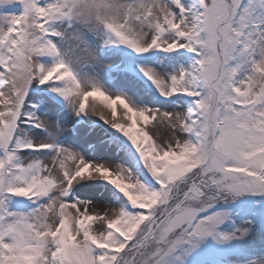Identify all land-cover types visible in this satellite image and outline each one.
I'll list each match as a JSON object with an SVG mask.
<instances>
[{"label":"snow or ice","instance_id":"obj_1","mask_svg":"<svg viewBox=\"0 0 264 264\" xmlns=\"http://www.w3.org/2000/svg\"><path fill=\"white\" fill-rule=\"evenodd\" d=\"M0 264H264V0H0Z\"/></svg>","mask_w":264,"mask_h":264},{"label":"rangeland","instance_id":"obj_2","mask_svg":"<svg viewBox=\"0 0 264 264\" xmlns=\"http://www.w3.org/2000/svg\"><path fill=\"white\" fill-rule=\"evenodd\" d=\"M11 8H7V9H0V11H11Z\"/></svg>","mask_w":264,"mask_h":264},{"label":"clouds","instance_id":"obj_3","mask_svg":"<svg viewBox=\"0 0 264 264\" xmlns=\"http://www.w3.org/2000/svg\"><path fill=\"white\" fill-rule=\"evenodd\" d=\"M119 2V0H117V3Z\"/></svg>","mask_w":264,"mask_h":264}]
</instances>
